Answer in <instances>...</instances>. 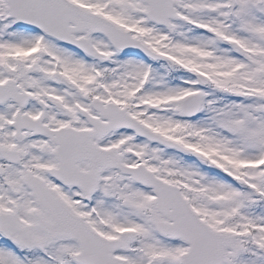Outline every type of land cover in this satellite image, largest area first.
I'll list each match as a JSON object with an SVG mask.
<instances>
[{
    "label": "snow or ice",
    "instance_id": "1",
    "mask_svg": "<svg viewBox=\"0 0 264 264\" xmlns=\"http://www.w3.org/2000/svg\"><path fill=\"white\" fill-rule=\"evenodd\" d=\"M0 264H264V0H0Z\"/></svg>",
    "mask_w": 264,
    "mask_h": 264
}]
</instances>
